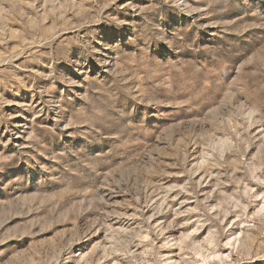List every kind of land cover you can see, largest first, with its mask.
Returning a JSON list of instances; mask_svg holds the SVG:
<instances>
[{
	"label": "rangeland",
	"instance_id": "374dc122",
	"mask_svg": "<svg viewBox=\"0 0 264 264\" xmlns=\"http://www.w3.org/2000/svg\"><path fill=\"white\" fill-rule=\"evenodd\" d=\"M0 264H264V0H0Z\"/></svg>",
	"mask_w": 264,
	"mask_h": 264
}]
</instances>
